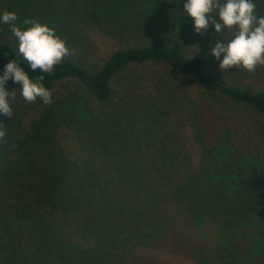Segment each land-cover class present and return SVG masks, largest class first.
Instances as JSON below:
<instances>
[{
	"label": "trees",
	"instance_id": "1",
	"mask_svg": "<svg viewBox=\"0 0 264 264\" xmlns=\"http://www.w3.org/2000/svg\"><path fill=\"white\" fill-rule=\"evenodd\" d=\"M185 2L0 0L72 50L33 71L0 23V74L14 60L52 93L23 104L34 156L0 161V264H264V66L222 71L209 49L234 30L196 34Z\"/></svg>",
	"mask_w": 264,
	"mask_h": 264
},
{
	"label": "clouds",
	"instance_id": "2",
	"mask_svg": "<svg viewBox=\"0 0 264 264\" xmlns=\"http://www.w3.org/2000/svg\"><path fill=\"white\" fill-rule=\"evenodd\" d=\"M214 10L218 13V21L210 18ZM183 11L192 18L196 34L206 30L209 22L214 25L216 33H222L225 28L234 30L225 39L226 43L216 42L209 49L211 55L219 60L222 71L235 66L255 72L257 66H264V16L256 15L253 0H224L223 3L221 0H186ZM0 23L10 26L18 42V53L33 71L51 74L72 54L66 41L46 23L33 18L20 20L15 11L8 10L0 12ZM9 79L19 85L20 95L26 102H35L37 98L44 104L52 102V93L45 87L43 75L33 81L16 61L9 60L0 74V113L5 116H11L9 98L15 96L5 88ZM4 135L5 131L0 127V138Z\"/></svg>",
	"mask_w": 264,
	"mask_h": 264
},
{
	"label": "rangeland",
	"instance_id": "3",
	"mask_svg": "<svg viewBox=\"0 0 264 264\" xmlns=\"http://www.w3.org/2000/svg\"><path fill=\"white\" fill-rule=\"evenodd\" d=\"M87 24H80L76 31L84 32L83 37L86 38V42H83V45H91L96 38V34H99L97 31L98 29L95 26H88ZM169 39L175 40L176 38L172 35ZM78 41H81L78 40ZM76 54L83 53L80 52L81 49L76 48L73 50ZM86 54V53H83ZM83 56V55H82ZM10 84L18 90L17 95H20V87L19 85L15 84L11 79H9ZM23 97L15 96L9 99L12 114L11 116H5L4 114L0 113V127H2L5 131V135L0 138V161L3 157H7V151L11 154L21 153L22 155L26 156V158H31L34 154L31 153V149L39 146L41 144L40 138L36 137V134L40 132L37 129L38 126L34 125L32 118H36V113H32L29 109L23 105L26 101ZM29 103V102H27ZM38 108L42 107V100L37 98L35 101ZM27 111V114L24 113ZM40 136V134H39ZM25 147L24 150L22 147ZM29 155V156H28ZM39 161V159H37ZM3 164V162H2ZM3 220L4 223H9L13 226H16L15 221H12L10 216L6 214L5 211L0 210V221ZM21 226L23 224L21 223ZM1 231V230H0Z\"/></svg>",
	"mask_w": 264,
	"mask_h": 264
}]
</instances>
